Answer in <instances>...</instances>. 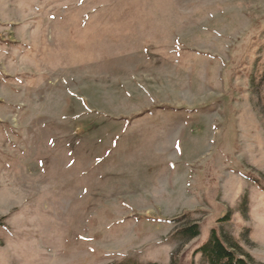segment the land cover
Returning a JSON list of instances; mask_svg holds the SVG:
<instances>
[{
	"label": "rangeland",
	"instance_id": "rangeland-1",
	"mask_svg": "<svg viewBox=\"0 0 264 264\" xmlns=\"http://www.w3.org/2000/svg\"><path fill=\"white\" fill-rule=\"evenodd\" d=\"M212 231L264 264V0H0V264Z\"/></svg>",
	"mask_w": 264,
	"mask_h": 264
},
{
	"label": "trees",
	"instance_id": "trees-1",
	"mask_svg": "<svg viewBox=\"0 0 264 264\" xmlns=\"http://www.w3.org/2000/svg\"><path fill=\"white\" fill-rule=\"evenodd\" d=\"M178 234L183 235L187 239H193L199 236L198 223H192L186 227L177 230ZM222 238V239H221ZM228 239V240H227ZM194 254H198L202 260V264H260L254 263L249 256L243 254L236 247L228 236L221 235L219 237L215 231H212L207 240L199 244ZM109 264H157L155 262L140 263L134 260H122ZM193 264V263H190Z\"/></svg>",
	"mask_w": 264,
	"mask_h": 264
}]
</instances>
